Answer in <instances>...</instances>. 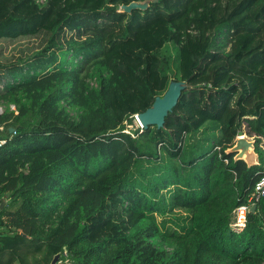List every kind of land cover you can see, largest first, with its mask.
Instances as JSON below:
<instances>
[{"label":"trees","instance_id":"1","mask_svg":"<svg viewBox=\"0 0 264 264\" xmlns=\"http://www.w3.org/2000/svg\"><path fill=\"white\" fill-rule=\"evenodd\" d=\"M144 1L0 0V264H264V196L233 228L264 177V0L121 11ZM173 81L164 127L141 128ZM241 136L258 166L226 154Z\"/></svg>","mask_w":264,"mask_h":264},{"label":"water","instance_id":"2","mask_svg":"<svg viewBox=\"0 0 264 264\" xmlns=\"http://www.w3.org/2000/svg\"><path fill=\"white\" fill-rule=\"evenodd\" d=\"M153 0H146L144 2H132L129 5H123L121 11L126 14H132L133 11H147ZM187 84L185 82H171L168 91L163 97L156 98L153 106L146 112L136 116V120L140 127L148 129L150 127H157L161 129L164 127L166 118L177 106L182 92L186 90ZM14 130L12 129L11 132ZM227 155H234L235 162H245L248 168H253L260 164L259 155L256 153V142L250 140L246 136L239 137L235 144L226 151ZM6 201L0 204V212L4 210ZM257 205H253L250 209V213L254 214L257 211ZM60 255L58 254L52 260L51 264H59Z\"/></svg>","mask_w":264,"mask_h":264},{"label":"rangeland","instance_id":"3","mask_svg":"<svg viewBox=\"0 0 264 264\" xmlns=\"http://www.w3.org/2000/svg\"><path fill=\"white\" fill-rule=\"evenodd\" d=\"M215 24H208L205 29H190L187 31V37L184 42V46L188 52L189 57L187 58L191 63V60L194 59V56L200 55L203 52V44L207 42L212 36V32L215 29ZM186 59V61H187ZM187 66V65H186ZM188 68V67H187ZM189 71V69L187 70ZM186 71V72H187ZM3 112V108L0 107V113ZM139 124V123H138ZM140 126V125H139ZM132 129V127H130ZM136 129V127H135ZM247 137V136H246ZM250 140H254V138H249ZM30 188H38V189H58V185L48 178H40L34 181L33 184H28ZM101 204V200L92 196H86L78 210H88V213H91L95 208H97ZM78 215V219L73 222V224L66 231V235L59 240V244H66V242L71 238L73 232L77 226V224L81 221Z\"/></svg>","mask_w":264,"mask_h":264},{"label":"built area","instance_id":"4","mask_svg":"<svg viewBox=\"0 0 264 264\" xmlns=\"http://www.w3.org/2000/svg\"><path fill=\"white\" fill-rule=\"evenodd\" d=\"M5 141H0V147L4 145ZM264 196V177L258 182L255 187L254 193L249 200L248 204L238 207L233 215V228L243 230L246 228L248 215L253 205H257L260 199Z\"/></svg>","mask_w":264,"mask_h":264}]
</instances>
